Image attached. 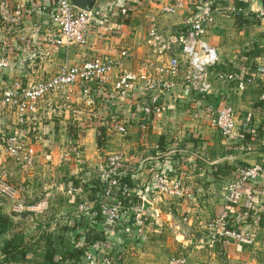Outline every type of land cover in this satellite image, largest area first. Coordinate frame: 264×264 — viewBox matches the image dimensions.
<instances>
[{
  "label": "crops",
  "instance_id": "1",
  "mask_svg": "<svg viewBox=\"0 0 264 264\" xmlns=\"http://www.w3.org/2000/svg\"><path fill=\"white\" fill-rule=\"evenodd\" d=\"M205 1L213 7L234 3L233 0H193L192 4L169 14L163 12L171 4L169 0H97L98 14L107 17L113 30L94 27L84 45L60 49L44 61H39V54L45 49L44 36L50 24L44 13L35 15L25 19L13 34L4 36L10 59L5 76L13 85L25 84L53 75L65 61L75 64L97 56L118 58L121 51L128 50L130 56L112 72L113 81L120 70L136 72L142 63L154 58L146 43L150 28L167 33L182 31L183 21L195 18ZM247 1L252 12L263 9L258 0ZM10 3L17 9L22 0H10ZM124 7L128 9L127 19L119 17ZM247 19L249 24L239 27L234 18L222 14L215 17L214 25L204 38L217 53V64L211 70V94L195 95L178 86L174 94L163 95L164 112L149 119L147 133L138 129L142 117L140 105L108 104L107 87H92L91 96L83 101L80 88L74 86L69 93L49 96L39 104L29 135L35 152L33 170L21 173L10 162L6 167L10 183L23 191L25 205L35 206L43 201L46 208L41 213L13 215L10 201L0 198V214L10 222L5 234L0 235V246L15 233L25 242L34 244L27 260L3 264H49V244L57 259L75 249L77 244L84 245L81 264H85L86 253L95 254L100 250L118 264H165L170 257L179 254L189 264H264L262 87L247 85L239 90L235 83L222 84L212 76L216 72L237 71L244 77L264 59V50L260 47L264 43V29L258 22L254 23V17ZM29 55L34 58V64L26 60ZM161 63L164 64L165 59ZM140 94L138 87L135 95ZM224 103L235 113L237 131L233 138L221 136L212 125L217 108ZM111 117L128 123L126 135L120 136L108 128ZM244 121L247 122L245 127L242 126ZM15 124L13 114H0V152L2 134ZM247 130H260V137L251 136L243 141L239 134ZM70 142L80 143L85 159L83 165L57 164L62 149ZM117 152L126 159L131 170L129 179L139 188L140 195L148 194L153 182L148 168L158 162L164 170H175L182 175L193 199L152 205L143 210L137 220L136 216H131L122 224L114 225L116 230H108L111 224L102 219L76 213L77 205L90 207L95 198H91L89 187L81 185L97 179L107 156ZM255 164L262 165V174L256 182L241 188L244 196L237 207L227 206L224 188L234 179L239 167ZM72 183H77L75 187L81 186V193L67 196L63 188ZM246 195L251 196V200H247ZM223 211L231 218L238 212H248L247 230L251 221L258 219L256 241L239 240L225 245L217 238L212 243L207 225ZM184 217L187 222L180 223ZM91 230L103 231L107 240L86 242L84 238H88ZM134 237L140 245L129 250L128 247L135 244ZM95 260L93 258L92 264Z\"/></svg>",
  "mask_w": 264,
  "mask_h": 264
},
{
  "label": "built area",
  "instance_id": "2",
  "mask_svg": "<svg viewBox=\"0 0 264 264\" xmlns=\"http://www.w3.org/2000/svg\"><path fill=\"white\" fill-rule=\"evenodd\" d=\"M171 4L163 12L173 14L176 8L190 5L193 0H169ZM233 4L224 7H213L209 1L202 3L200 11L195 18L183 21V30L167 33L150 28L147 32L146 43L154 58L146 60L136 72L120 70L116 78L111 81L112 72L119 69L121 63L130 56L128 50L119 53L118 58L97 56L88 60L70 64L63 62L56 72L42 79L13 85L5 76L10 67L4 36L13 34L23 24L24 20L44 13L50 29L44 36L45 49L39 54V61L49 60L52 53L60 49L68 50L72 46H82L87 42L90 31L94 27L106 28L112 31L101 14L85 11L73 6L69 0H22L21 6L10 10V0H0V114L10 113L15 117V127L2 134V151L7 158L22 173L33 170L35 152L29 141L31 127L34 125L38 106L49 96L67 92L71 87L78 86L82 93V100L91 96L92 87H107L106 102L110 105L129 104L140 105L142 117L138 129L147 133L152 116L162 115L164 105L161 101L163 95L174 94L178 86L188 93L205 96L210 95L213 89L211 70L217 64V53L204 38L209 28L215 23V17L222 14L225 17L243 18L254 17L264 29V9L252 12L247 0H233ZM119 17L127 19L128 9L122 8ZM264 50V43L260 46ZM165 59V63L161 62ZM29 64H34V58L27 56ZM160 60V63H158ZM222 84L235 83L239 90L247 85L259 84L262 87L260 100L264 102V59L256 68L242 77L237 71L216 72L212 75ZM140 87L141 94L135 95V89ZM246 121L242 123L245 127ZM213 127L226 138L236 135V118L233 108L228 104H221L213 117ZM108 128L120 136L128 131V123L110 118ZM6 159V158H5ZM4 156L0 155V198L10 201L11 213L20 215L23 212L41 213L46 208V202L40 201L35 206L25 205L22 190L14 187L10 181V174L4 164ZM51 161V160H49ZM10 162V163H11ZM74 163L83 165L85 159L78 142H70L65 146L57 159V164ZM153 174L152 186L148 194L140 195L139 188L133 183L128 186L124 179L131 172L130 167L121 153H112L107 156L104 167L97 174L102 186V195L99 200L86 207L79 204L76 213L92 219H102L111 225H120L131 216L135 220L143 212V204L149 208L158 203L189 202L193 199L192 191L184 185L182 175L177 171L164 170L162 165L154 162L149 165ZM263 172L261 164L239 167L234 179L224 188V200L227 206L237 207L244 194L241 188L247 183H254ZM81 186L67 185L63 188L67 196L81 193ZM137 198L139 204L134 198ZM247 200L251 196L246 195ZM248 212H238L230 217L227 211L211 220L207 229L212 243L217 238L228 245L239 240L253 243L257 239L258 219L251 221L248 230L240 232L242 226L247 224ZM227 221L230 228L222 227ZM186 223L184 217L180 223ZM178 227V225L176 226ZM142 238V237H141ZM145 240V238H142ZM85 264H118L103 252L87 254L84 256ZM165 264H189L183 255L170 257Z\"/></svg>",
  "mask_w": 264,
  "mask_h": 264
},
{
  "label": "trees",
  "instance_id": "3",
  "mask_svg": "<svg viewBox=\"0 0 264 264\" xmlns=\"http://www.w3.org/2000/svg\"><path fill=\"white\" fill-rule=\"evenodd\" d=\"M98 7L99 6L95 7V9L93 11L97 15H98V11H97ZM234 19L236 21V24L239 27L240 26H247L249 24L247 18L237 16ZM253 21L255 24H257V22H258L256 18H254ZM124 22L127 23L128 21L125 20ZM262 106H264V103H262ZM259 134H261L260 130H258V131L257 130L256 131L247 130V131H241L239 135L243 141H248L251 136L259 138L260 137ZM98 146H100V145H98ZM236 172H238V171H236ZM124 181L126 182V184L128 186H132V184H131L132 181H130L129 176H127L124 179ZM71 185L77 186V183H72ZM81 186L83 188L89 187L91 189V192L93 194V196L91 198L95 197L92 204L96 203L102 195V193H101L102 192V186H101L100 182L98 181V179H92L91 181L84 183ZM134 200L136 201V203L139 204V201L136 197L134 198ZM262 218H261L262 219L261 221L264 220V214L262 215ZM95 220H99V219H95ZM226 222L227 221H225L222 224V227L224 228L227 226V228H230V225H227ZM248 224H244L242 226V229L240 232L246 231L247 226H249ZM9 226H10L9 219L5 215L0 214V235L5 234V232ZM115 228L116 227L114 225H108L107 226L108 230L109 229L116 230ZM89 232H90L89 235L87 233L88 238H84V240L86 242H88V241L89 242L106 241L107 240V236L103 233V231L91 230ZM133 240H134L136 245H138V246L140 245V242L137 241L135 239V237ZM33 247H34V244L25 242L24 238L20 234H18V233L12 234V236L9 239H7L0 246V264H3V262H9V261L20 262V261L27 260L29 257V254H31L33 251ZM47 251H48L47 259L49 261V264H57L60 261H63V263L68 262L69 264H81L80 259H81L82 255L84 254L85 248H84V245L77 244L75 249H73L72 251L66 252L65 255L61 256L59 259H57V257L55 256L54 250L51 247V244H49Z\"/></svg>",
  "mask_w": 264,
  "mask_h": 264
},
{
  "label": "water",
  "instance_id": "4",
  "mask_svg": "<svg viewBox=\"0 0 264 264\" xmlns=\"http://www.w3.org/2000/svg\"><path fill=\"white\" fill-rule=\"evenodd\" d=\"M70 3L78 9L85 11H93L95 9L97 0H69ZM261 3L262 8L264 9V0H258ZM149 208L147 203L143 204V209Z\"/></svg>",
  "mask_w": 264,
  "mask_h": 264
},
{
  "label": "rangeland",
  "instance_id": "5",
  "mask_svg": "<svg viewBox=\"0 0 264 264\" xmlns=\"http://www.w3.org/2000/svg\"><path fill=\"white\" fill-rule=\"evenodd\" d=\"M8 6H9V8H11L10 10H13L14 7H15V6H14L13 4H11V3H9ZM0 23H1V20H0ZM1 149H2V148H1ZM0 155H3V156H4V159L6 158L5 161H4V164H5V166H7L6 163H7V162H11V161H10L11 159H10V158H7L8 156H6L2 150H1V152H0ZM9 159H10V160H9ZM11 164L14 165L12 162H11ZM14 166H15V165H14ZM15 167H16V166H15ZM16 168H17V167H16ZM6 170L8 171L7 168H6ZM17 170H18V169H17ZM21 173H22V172H21ZM96 177H97V176H96ZM130 245H131V244H130ZM133 246H137V245H135V244L133 245V244H132L131 246L128 247V249L131 250V248H134Z\"/></svg>",
  "mask_w": 264,
  "mask_h": 264
}]
</instances>
